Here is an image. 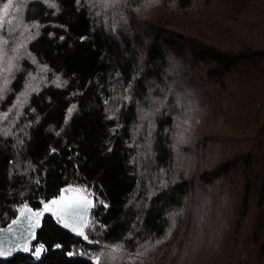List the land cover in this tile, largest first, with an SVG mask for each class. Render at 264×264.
<instances>
[{"label":"trees","instance_id":"obj_1","mask_svg":"<svg viewBox=\"0 0 264 264\" xmlns=\"http://www.w3.org/2000/svg\"><path fill=\"white\" fill-rule=\"evenodd\" d=\"M150 1L13 0L0 23V58L13 64L0 228L62 189L95 206L84 238L46 217L30 244L41 254L0 264H185L199 248L207 264H264V0ZM217 1L232 24L181 18ZM191 95L210 130L180 139L174 115Z\"/></svg>","mask_w":264,"mask_h":264},{"label":"water","instance_id":"obj_2","mask_svg":"<svg viewBox=\"0 0 264 264\" xmlns=\"http://www.w3.org/2000/svg\"><path fill=\"white\" fill-rule=\"evenodd\" d=\"M45 205L51 210H45ZM94 206V199L82 190L68 188L42 202L38 209L30 206L22 208L11 222L0 228V260H10L27 253L46 217L52 218L69 234L83 236Z\"/></svg>","mask_w":264,"mask_h":264},{"label":"rangeland","instance_id":"obj_3","mask_svg":"<svg viewBox=\"0 0 264 264\" xmlns=\"http://www.w3.org/2000/svg\"><path fill=\"white\" fill-rule=\"evenodd\" d=\"M150 2L153 3V5H156L160 1L158 2V1L154 0V1H150ZM12 4H13V0H12ZM197 5L201 6L200 8H202V9L200 11H197L193 8L188 9V10L184 9L185 13L181 16V18L185 19V17H186V18H189V19L194 20L196 22H201L200 24L207 25V26H209L210 24L215 25V24H218L220 22L232 24L233 21L227 20V19H229L228 18V11L224 8L223 2L217 1L216 3H214L213 5H211L209 7H204V5H201V4H197ZM12 8H14L16 10V5L13 4ZM151 8H153V7H151ZM175 12H177V10ZM16 23H17V21H15L13 23V26L16 25ZM8 28L11 29L10 25H8ZM232 28L234 29V26ZM14 29H17V30L19 29L21 32L26 33V34H28L32 30L31 26L14 27ZM7 34H10V32L8 31ZM248 34H249V36L253 35L250 32H248ZM15 43H17V41ZM23 56H24L23 54H19L18 52L16 53V57L19 59H22ZM26 56H27V54H26ZM14 59L13 60L16 61L15 57H14ZM12 65L13 64L10 63L9 66H7L6 63L4 62V58H0V102H1V100L3 101L4 96L6 94H8V87H9V84L12 80V78H11L12 71L9 70V68L12 67ZM171 67L175 68L173 66H171ZM43 69H42V73L44 74L45 72ZM172 71H173V69H172ZM172 71H169V72H172ZM25 92H26V90L24 91V93ZM191 97H192V95H191ZM20 98H21V95L18 96L17 102L20 100ZM192 99L194 100L195 103H193L190 99H186L185 97H182V102H183L184 106H185V102L187 101L185 108L182 110H179V107L176 108L178 113H176V115H174V116L177 117L179 115V117H178L179 121L178 122L182 123V126L179 124L181 130L179 131L180 128L177 129V134L180 137V139H182L184 137L189 139V140L196 138V137L190 138L191 130L196 131L198 133V136L200 133L207 132L210 130V127L206 123V120L208 119V115H209V113H208L209 107L201 108L199 103L197 102L198 100L196 98H193V97H192ZM191 102L193 103V107L189 108V103L191 105ZM231 113L232 112L224 114V115L220 116V118H218V119H222V120L230 119V117L233 116V115H231ZM216 123L223 125L222 122H216ZM233 125H236V123L233 124V122H230L228 124V127L233 126ZM216 126H217V124L212 125V127H211L212 130ZM182 141H184V140H182ZM183 144L184 143H182L179 140V142L177 144L178 148H181L179 145H183ZM183 150H184V152H183ZM184 154H186L185 148L180 151V155H179L180 160L183 161L186 158H189L190 160L186 159V161H187V164L190 163L192 157L191 156L187 157ZM206 157H208L207 159L213 160V159L217 158V154L215 152H211L209 154V156H206ZM179 158H177V161H178L177 166L178 167H179ZM87 194H89V193L87 192ZM197 235L198 236L195 237V240L197 243H201L200 247L204 249L205 247L202 245L206 244L205 235H204V233L197 234ZM30 249L34 252L35 255L39 251V255H40V250H41L40 247H37V246L33 247L30 245L28 251H30ZM199 249H198V251H200V252L198 253V251H197L195 253V255L193 256L194 261H190V262H187L185 264H197L198 260L200 258H203L202 264H205V263L207 264L208 257L211 254V249L210 248L209 249L207 248L208 250L207 249L206 250H201V249L199 250ZM214 251H216V248ZM39 255H36V256L38 257Z\"/></svg>","mask_w":264,"mask_h":264},{"label":"snow or ice","instance_id":"obj_4","mask_svg":"<svg viewBox=\"0 0 264 264\" xmlns=\"http://www.w3.org/2000/svg\"><path fill=\"white\" fill-rule=\"evenodd\" d=\"M12 7H13L12 0H8L7 3L3 4V7L0 8V23H3L4 18L9 15V10ZM53 203H56V201H53ZM45 210H51V209H49L48 205H45ZM37 215H40V213H37ZM36 255H39V251L36 253Z\"/></svg>","mask_w":264,"mask_h":264},{"label":"built area","instance_id":"obj_5","mask_svg":"<svg viewBox=\"0 0 264 264\" xmlns=\"http://www.w3.org/2000/svg\"><path fill=\"white\" fill-rule=\"evenodd\" d=\"M94 225V219H90V217H89V220H88V224H87V227H86V231H85V234H86V232H88L91 228H92V226ZM85 234L83 235V236H81L82 238H84L85 237ZM29 249V248H28ZM41 250H40V254H41V252H42V248H40Z\"/></svg>","mask_w":264,"mask_h":264}]
</instances>
